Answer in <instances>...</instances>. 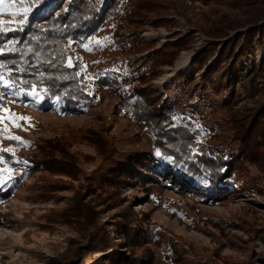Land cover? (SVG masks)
Wrapping results in <instances>:
<instances>
[{
	"label": "trees",
	"instance_id": "trees-1",
	"mask_svg": "<svg viewBox=\"0 0 264 264\" xmlns=\"http://www.w3.org/2000/svg\"><path fill=\"white\" fill-rule=\"evenodd\" d=\"M200 1L209 6V14L223 7L238 8L243 19L236 20L225 12L215 19L207 15L201 31L210 39L194 48V28L184 33L173 30L178 22L168 17L172 4L167 0H44L39 11L29 14L23 31L0 33V45L9 40L19 41L16 52L0 56V62L7 65L6 69L0 68V74L6 78L10 75L14 80V87L8 88L11 92L26 96L35 85L40 108L55 107L71 113L97 101L99 93L106 88L117 94L119 107L142 126V132L151 137L153 147L159 152L153 157L130 156L133 165L124 164L113 170L108 179L110 188L96 191L92 183H75L81 173L79 156L71 150L72 144L64 135L33 140L31 152L25 154V169L33 176V184L42 189L43 197L64 189L71 191L64 205L48 211V225L65 222L80 230L82 240L75 252L81 258L89 257L86 264H128L136 248L142 247L145 264H153L154 252L148 245L152 237L145 228L150 225L152 209L134 210L130 201L121 196V188L125 186H139L151 200L153 188L164 186L157 176L161 174L174 180L182 194L190 191L199 199L220 202L238 193L251 165L258 168L264 183V102L256 108L237 109L239 97L230 95L225 119L236 143L229 147L213 142L215 133L196 128L187 120L178 121L167 107V93L153 87L152 81L160 75L161 67L173 66L181 51L194 49L190 65L204 67L198 78L201 86L213 84V75L227 62L230 67L218 89H233L239 81L235 72L242 57L256 42L264 41V0ZM105 23L112 26V49L128 63L117 85L105 75L86 78L75 53ZM147 23L154 28L164 26L172 33L163 43L144 40L138 33ZM244 26L248 27L228 36L229 30ZM28 48L33 51L27 52ZM69 57L72 67L68 66ZM176 76L182 81L194 78L192 70H178ZM256 76L264 81L260 71ZM3 88L0 84V94ZM87 136L100 157L106 159L117 152L116 147H106L97 131L89 129ZM4 149L0 148V155L12 163L15 154ZM11 175L8 185L0 190V198L4 200L12 197L23 179L22 172ZM228 222L232 229L247 224L246 229L253 230L255 224V220H248L242 214H235ZM220 229L223 231V226ZM93 250L97 254L90 257ZM165 257L172 262L182 259L180 254ZM220 264H253V261H235L223 256Z\"/></svg>",
	"mask_w": 264,
	"mask_h": 264
},
{
	"label": "rangeland",
	"instance_id": "rangeland-1",
	"mask_svg": "<svg viewBox=\"0 0 264 264\" xmlns=\"http://www.w3.org/2000/svg\"><path fill=\"white\" fill-rule=\"evenodd\" d=\"M167 1L172 4L168 17L178 22L173 30L184 33L194 28V48L210 39L201 31L207 15H210L209 19H215L225 12L236 20L243 19L238 8L223 7L209 14V6L200 0ZM9 17L12 16L8 12L0 14V19ZM246 27L231 29L228 36ZM111 28L110 23H105L93 36L101 40L103 46L93 43L92 50H86L83 45L88 44L91 37L78 46L75 53L85 66L82 72L86 78L105 75L117 85L128 63L112 49ZM171 33L172 30L164 26L154 28L147 23L138 34L144 40L163 43ZM193 54L194 49L183 50L173 66L161 67L160 75L152 81L153 87L167 93V107L178 121H190L196 128L215 133L213 142L233 147L236 141L225 119L226 104L231 94L239 97L235 106L237 109L256 108L264 102V81L259 76L254 77L258 71L264 74V41L256 42L252 50L249 49L242 57L235 72L239 81L227 91H219L218 86L225 82L230 65L224 62L213 75L214 83L204 88L198 81L204 67H191ZM178 70H192L194 78L182 81L176 76ZM1 92L4 97L1 108L9 111L0 110V117H3L0 120V148L12 149L15 157L10 163L0 155V169L22 172L23 179L12 197L6 200L0 198V264H86L89 257L84 255L81 258L75 252V247L82 240L80 230L65 222L48 225L47 221L48 211L64 205L71 191L64 189L43 197L42 189L32 182L33 176L27 174L25 154L31 152L36 138L64 135L72 144L71 150L79 156L81 173L75 183L89 182L96 191H100L101 187L110 188L108 179L113 170L122 168L124 164L133 165L130 156L156 155L152 139L119 107L117 94L110 93L106 88L99 93L97 101L84 110L71 113H64L55 107L42 109L38 106L39 97L29 93L26 96L13 95L8 88H3ZM13 113L30 120H17ZM16 124L21 127H16ZM89 129L97 131L106 147H116L117 152L106 159L100 157L95 144L87 136ZM9 135L19 136L24 143L8 139ZM0 175L7 178L6 173ZM157 176L164 186L153 188L151 200L137 185L125 186L120 191L137 212L152 209L150 225L145 228L152 237L148 245L154 252L153 264H220L223 256L235 261L250 259L253 264H264V183L256 166H249V174L238 188V193L220 202L199 199L190 191L182 194L174 180L161 174ZM235 214L255 220L253 230L246 229L247 224L241 229L230 228L228 221ZM220 226H223V231ZM256 229L259 231L255 232ZM143 248H136L128 264H145ZM92 252L90 257H95L97 252ZM167 254L171 257L180 254L182 259L172 262L165 257ZM102 260L107 262V258Z\"/></svg>",
	"mask_w": 264,
	"mask_h": 264
},
{
	"label": "snow or ice",
	"instance_id": "snow-or-ice-1",
	"mask_svg": "<svg viewBox=\"0 0 264 264\" xmlns=\"http://www.w3.org/2000/svg\"><path fill=\"white\" fill-rule=\"evenodd\" d=\"M44 0H0V14L4 12H8L9 15L13 17L12 20L10 21H5L0 19V33L7 34L8 32L11 31H23V26L28 22L29 19V14L33 13L35 11H39L41 5L43 4ZM19 5V7H17ZM16 9L15 11H9V9ZM17 17H20L19 19H16ZM15 24V27H12L11 25ZM107 40V38H105ZM19 43V41L15 40H9L5 42L3 45H0V56L4 55L5 53H14L17 51V48L15 45ZM95 44L98 47L103 46V43L101 40L96 39L95 37L91 38L88 44H84L83 47L91 51V44ZM27 52H32V48H28L26 50ZM21 55H24V53H21ZM38 56L39 54L36 53ZM68 66L72 67V58H68ZM85 66H82V68ZM0 68H7V65L5 63L0 62ZM11 70L9 69V73ZM79 75V73H77ZM26 83V82H25ZM0 84H2L5 88H12L14 87V80L9 77H5L3 74H0ZM19 93H13V95H17ZM29 95L36 96L37 93L35 91V85H33L32 91L29 93ZM42 98V97H41ZM4 100L3 94H0V104H2ZM0 110L4 112H8L9 109L7 108H0ZM13 116L16 117L17 120H30L28 117L20 116L16 113L12 114ZM3 117H0V120H2ZM16 127H21L20 124H16ZM8 139L16 140L19 141L20 143H24V141L21 140L19 136H14V135H9L7 137ZM3 151H13L12 149H4ZM159 155V152L157 153ZM0 173H6L7 178H5L4 175H0V190L3 189L4 186L7 185L8 181L12 179L11 175V169H0Z\"/></svg>",
	"mask_w": 264,
	"mask_h": 264
}]
</instances>
